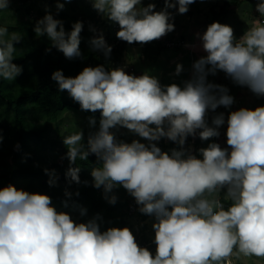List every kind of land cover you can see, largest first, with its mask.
I'll return each instance as SVG.
<instances>
[{"label":"clouds","instance_id":"1","mask_svg":"<svg viewBox=\"0 0 264 264\" xmlns=\"http://www.w3.org/2000/svg\"><path fill=\"white\" fill-rule=\"evenodd\" d=\"M194 2L164 0L163 8L156 10L154 2L144 5L143 0H92V7L118 23L119 30L114 28L111 35L115 41L119 38L115 45L121 39L131 45L158 39L173 49L184 45L180 37L160 38L175 28L169 9L183 14ZM9 4L10 0H0V12ZM45 7L46 14L33 29L36 35H46L66 58L82 57L83 21L66 31L64 22ZM64 7L57 0L56 11ZM255 7L259 17L248 22L239 38L231 25L220 21L196 33L206 54L194 61L190 78L181 83L162 84L150 71L127 72V65H89L75 76H66L62 69L51 74L59 90H67L83 110H101L99 128L89 133L86 143L82 130L63 136L68 182L81 183L77 158L88 161L95 154L92 185L103 188L110 204L118 199L113 189L123 186L141 213L154 216L155 253L149 242L140 246L128 226L102 231L99 214L76 222L68 212L57 211L47 193L10 183L0 187V264H234V258H264V105L230 112L227 147L213 140L196 150L200 155L185 147L189 136L219 137L225 114H216L210 126L208 112L234 103L229 88L209 81V74L223 71L236 84L264 96V0ZM22 40L20 32H9L7 22L0 24V79L13 81L22 72L14 62L16 44ZM89 43L93 51L110 57L112 45L102 33ZM182 71L183 64L177 63L175 73ZM90 124H96L95 117H90ZM118 126L148 143L118 140L113 131ZM163 137L179 147L162 150L155 141ZM44 171L48 184L55 185L56 170ZM65 195L73 193L66 189Z\"/></svg>","mask_w":264,"mask_h":264},{"label":"trees","instance_id":"2","mask_svg":"<svg viewBox=\"0 0 264 264\" xmlns=\"http://www.w3.org/2000/svg\"><path fill=\"white\" fill-rule=\"evenodd\" d=\"M219 1H221L220 4L216 3L210 8L209 14H205L211 22L224 20L242 3V0ZM250 1L253 5L259 2V0ZM60 2H63L65 7L57 12V0H10L9 9L0 12V24L7 22L9 32L18 31L23 37V40L16 44L17 52L14 60L22 66V72L13 81L0 79V136L3 137L0 141V187L11 183L17 188L30 192L47 193L57 211L72 213V218L76 222H86L99 214L97 223L102 231L109 227L128 226L136 240L144 244L149 242L152 247L157 246L153 243L154 228L151 225L149 229L148 224L144 223L150 215L138 210L139 206L135 198L123 186L113 189L118 199L115 204H110L104 199L103 188L98 189L92 185L91 168L96 166L97 162L95 154H90L88 161H81L77 158L76 164L81 167V183L65 182V179L68 181L65 172L69 167V159L66 156L68 149L63 143V136L82 130L86 143L88 129L83 127L85 126L83 124L80 126L63 125L62 132L59 123L62 122L65 113L74 111L82 113L81 121L87 120L90 123V117H95L96 124L89 126L92 129L94 127L98 129L101 110L95 112L83 110L79 102L75 101L67 90H59L58 83L51 78V74L57 69H62L66 76H75L89 65L120 66L124 63L131 44L121 39V42L115 45L111 32L119 25L107 19L108 34L104 37L112 45L111 55L105 58L103 52L93 51L89 41L93 36L101 34H96V26L102 19L97 10L92 7V2L90 0H60ZM155 2L157 6H164V0H155ZM46 5L56 18L64 22L66 31L71 30L75 21H83L84 27L80 33L82 57L66 58L62 51L51 46L46 35H36L33 29L37 20L46 14ZM254 18L250 15L249 20ZM243 21L244 23L249 22L244 18ZM90 23H94L95 32L90 28L86 29L85 25ZM134 43L136 42L132 44ZM144 44L145 52H151L150 58L167 49L165 44L162 41L159 42L158 39ZM49 48H51L50 51ZM214 112L220 113L223 110L218 107ZM54 123L58 125L55 127ZM218 138L211 137L208 140H201L198 137L195 146L205 143L207 147L213 140L217 142ZM117 139L128 143L134 140L125 131H121ZM162 146L169 151L179 147L172 140L169 143L162 142ZM185 147H189V142H186ZM196 154L200 155V153ZM45 168L56 170L59 179L55 185L48 184L49 175L44 171ZM85 180L89 183L84 184ZM66 189L73 193L71 197H66ZM77 190L79 191L78 196L75 195ZM224 203L227 206L228 202L224 201ZM82 208L86 209L83 215L81 214ZM75 214L80 215L79 221L76 220ZM234 264H240V262L234 261Z\"/></svg>","mask_w":264,"mask_h":264},{"label":"rangeland","instance_id":"3","mask_svg":"<svg viewBox=\"0 0 264 264\" xmlns=\"http://www.w3.org/2000/svg\"><path fill=\"white\" fill-rule=\"evenodd\" d=\"M90 1L92 2V0H90ZM149 2H154L156 4V8L157 7L163 8L161 6H157V3L155 2V0H143L144 5H147ZM216 3L220 4L221 1H219V0H197L196 1L195 0V2L189 6L188 12L183 13V14L178 13V11L176 9H169V11L173 12V14H174V21H173L175 24L174 30L175 31L181 30L182 28H185L188 25V28L186 31L188 37L191 39V34L195 37L194 39L189 40L187 42L186 47L182 48L183 50L181 49L182 50L181 53L184 56H186V58H184L183 60H180L183 62V63H181V64H183V71L181 72L180 75H184V74L187 75L189 73V62L194 63V61L196 59H198L200 57V55L206 54V53H204L202 48H200L198 46L199 41L196 37L197 32L203 33L206 30V28L198 27V26H195L191 23H188V21H190V20L186 19L187 17L183 18V16H186L187 13L193 12V13H191V15H192V17L190 18L191 22L194 20H197L198 23L201 25H205V24L209 25L210 23H212L211 21H209L207 18L205 19V18H201L199 16H194V13L199 14V15H204V17H205V14H209L210 8L212 6H214ZM255 6H256V4L253 5V3L250 0H242L240 7L235 8L234 11L228 15V17L225 20V23L229 24L233 27L235 35H239L241 33L240 28H242V29L245 28L244 25L239 23V21L241 19L244 18V19L249 20L251 14L254 17H259L260 14L257 15L258 10L256 9ZM100 18L103 20V22L101 20L100 22L97 23L96 34L102 33L103 35H106V34H108V30H107V26H106L107 18L103 17L101 14H100ZM184 20H188V21H184ZM223 21H221V23ZM90 25L95 26L94 23L86 24L85 27L87 30H88V28H90L89 27ZM173 31L169 32V34L166 37L161 38V39L162 40L164 39V41H166L167 38L174 36V34L176 32L173 33ZM112 33H113V31L111 32V34ZM170 39L176 41L178 38L172 37ZM192 43L197 44L193 49V51H196V54H194V53L191 54V52H190V49L193 46ZM174 52H175V48L172 50H169L167 48L166 50H164L162 52V54L159 58H157L156 56H153V55L150 58L149 54L151 52L150 53L145 52L144 43L141 44V43L136 42V44L134 43V44L129 46L127 53H126V56L124 58L125 59L124 63L122 65H127L125 70L129 73H134L136 75H139L138 72H140V75H141L145 71H150L153 75L158 76L160 81H161L163 76L172 75L175 73V68H171V67L166 68V64L169 63L170 58ZM173 67H175V66L173 65ZM167 70L171 71V72L168 74ZM218 72L224 73L223 71H218ZM189 78H190V76H189ZM219 79H220L219 76H217V80L214 79L213 77L210 78L211 81L215 80L214 81L215 83L221 84ZM173 80H174V82H176L174 77H173ZM233 89H234V87H233ZM230 94L233 95L234 98L237 96H241V99L237 101L238 106H237L236 110L239 109L240 107H249V108L254 109L255 107H257L259 105H264V97L263 96H257L251 90H250L251 96L247 95L245 97V95H244L245 94V88H241V89L233 91V92L230 91ZM233 105H234V103L228 109H232ZM219 107L224 108L225 106H219ZM226 115H229V114H226ZM81 117H83L82 113H76L74 111H68L67 113H65L62 122L59 123V127L62 128V132H63V125H72V126L79 125L80 126L83 124V125H85L83 127L88 129V133H87L88 135H89V133L98 130L97 127H94V129H92V127L89 126L90 125L89 121H87V120L81 121L82 120ZM56 125H58V123H54L55 127H56ZM113 131L116 133V137L118 136V134L121 131H125L133 139H138L141 142H144L146 144L148 143L146 138L140 137L138 134L132 132L131 130L127 129L126 127L122 128V126H118V128H114ZM198 137L199 136L197 135L195 138L197 139ZM196 141L192 139V142L189 143V146L192 147V150L194 152L199 153L196 150L201 148V146H203V145L199 144V146H195ZM162 142L169 143L170 139L163 137L159 141H155V143H157L158 146L161 147L162 150L169 151L167 148H164V146H162ZM220 144L222 147H227L226 141L222 140L220 142ZM65 182L68 183V181L66 179H65ZM70 216L71 217L73 216L72 213H70ZM79 216H80L79 214H75L76 220H78V221L80 218ZM154 220H155L154 216L150 215L149 218L147 219V221H145L144 223H147L149 226V229H150V226L153 225ZM156 247L157 246H153V247L151 245L148 246V248L153 252V254L156 251ZM152 248H154L155 251L152 250ZM234 261L236 262L238 260H235V258H234ZM239 261L241 262V264H260L259 261H262V258H258V257L243 258L242 257L241 259H239ZM263 262H264V259H263Z\"/></svg>","mask_w":264,"mask_h":264},{"label":"crops","instance_id":"4","mask_svg":"<svg viewBox=\"0 0 264 264\" xmlns=\"http://www.w3.org/2000/svg\"><path fill=\"white\" fill-rule=\"evenodd\" d=\"M197 1V0H196ZM161 8H159V7H157L156 8V10H160ZM188 12V11H187ZM190 12V11H189ZM173 13V12H172ZM229 15V14H228ZM228 15H227V17H228ZM252 15V14H251ZM194 16H199V17H201V18H205L206 19V17H204V15H199V14H195L194 13ZM253 16V15H252ZM187 17V18H186ZM192 17V15H191V13H187L186 14V16H183V18H186V19H188V20H190V21H188V20H184V21H188V23H191V24H193V25H195V26H198V27H202V28H207V24H205V25H201V24H199L198 23V21L197 20H194V21H192L191 22V18ZM226 17V18H227ZM226 18L224 19V21L223 20H220V22L221 21H223L222 23H225V20H226ZM242 23H241V22ZM239 21V23H241L242 25H244L245 26V28L244 29H242V28H240V34L239 35H235L237 38H239L241 35H243V33L248 29V27H249V24L248 23H244V21H243V19H241ZM248 21H250V20H248ZM179 28V27H178ZM187 28H188V25H187V27H185V28H182L181 30H177V31H173V33L174 32H176L175 34H174V36H172V37H180V41H184V45H179V46H177L176 48H175V52L173 53V55L171 56V58H170V61H169V63H167L166 64V68H175L176 69V65H177V63H183L182 61H180V60H183L184 58H186V56H184L182 53H181V51L183 50L182 48L183 47H186V45H187V42L189 41V40H192V39H194L195 37L191 34V39L188 37V35H187V33H186V31H187ZM169 34V32L167 33V34H165L164 36H162V37H160V38H164V37H166L167 35ZM172 37H169V38H172ZM159 38V39H160ZM192 47H191V49H190V52H191V54L192 53H194V54H196V51H193V49H194V47L197 45L196 43H192ZM169 50H172V48L171 47H167ZM174 49V48H173ZM182 49V50H181ZM166 50V49H165ZM163 52V51H162ZM162 52L158 55V56H156L157 58H159L160 56H161V54H162ZM154 56V55H153ZM201 56V55H200ZM153 58V57H152ZM192 62H189V73L186 75V74H184V75H180V74H176V73H174V74H172V75H167V76H163L162 77V80L160 81L162 84H169V83H172V82H174V80H173V77L175 78V81H176V83H181L182 81H184V80H186V79H189V76H191V70H192ZM173 65L175 66V67H173ZM133 66V65H132ZM166 71V70H165ZM167 72H168V74L171 72V71H168L167 70ZM138 74L140 75V72H138ZM217 76H219V80H220V83L221 84H223V85H225V86H227L228 88H229V91H236V90H239V89H241V88H245V97L247 96V95H249V96H251L250 95V89L247 87V86H241V85H238V84H236L235 82H233L232 80H231V78H229V77H227L226 76V74L225 73H222V72H217V74L216 75H211V74H209V76H208V79H209V81H211L210 80V78L211 77H213L214 79H216L217 80ZM173 80V81H172ZM215 81V80H214ZM213 81V82H214ZM234 87V89H233V87ZM253 96V95H252ZM264 97V96H263ZM248 98V97H247ZM241 99V96H237V97H235L234 98V105H233V108L232 109H228L227 107H224V108H221L222 110H223V113L225 114V125H226V127L224 128V130H222V133L220 134V141H226L227 142V136H226V131H227V117H228V115H226V114H230V112L231 111H233V110H236V108H237V101L238 100H240ZM246 99V98H245ZM240 103V102H239ZM213 111V110H212ZM217 113H219V112H217ZM227 116V117H226ZM207 120H208V122H209V125L211 126V121H210V119L209 118H207ZM196 137V136H195ZM195 137H193V136H189L188 138H187V140H186V142H189V143H191L192 142V140L191 139H193V140H195L196 141V138ZM200 144H202L203 146H201V147H205L206 145H205V143H200ZM263 259L264 258H262V261H259V263L260 264H264V262H263ZM239 261V260H238ZM240 262V261H239ZM240 264H241V262H240Z\"/></svg>","mask_w":264,"mask_h":264},{"label":"built area","instance_id":"5","mask_svg":"<svg viewBox=\"0 0 264 264\" xmlns=\"http://www.w3.org/2000/svg\"><path fill=\"white\" fill-rule=\"evenodd\" d=\"M115 30H119V27H116ZM115 42L118 43V42H119V38H117ZM169 45H174V43L171 42V43H169ZM208 114H209V119H210V121H212V118H213L216 114H218V113L209 110ZM225 127H226L225 124L219 127V131H220V133H222V130H224ZM219 140H220V137L217 139V142H218V143H219ZM136 241L138 242V244H139L140 246H144V243H143V242L139 241L138 239H137ZM153 243H155L154 238H153Z\"/></svg>","mask_w":264,"mask_h":264}]
</instances>
